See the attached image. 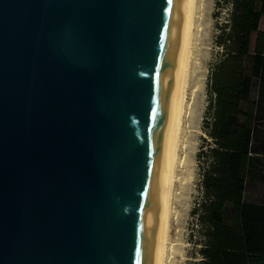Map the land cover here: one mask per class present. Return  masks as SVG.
<instances>
[{
    "label": "water",
    "instance_id": "1",
    "mask_svg": "<svg viewBox=\"0 0 264 264\" xmlns=\"http://www.w3.org/2000/svg\"><path fill=\"white\" fill-rule=\"evenodd\" d=\"M190 0H0V264H159Z\"/></svg>",
    "mask_w": 264,
    "mask_h": 264
},
{
    "label": "trees",
    "instance_id": "2",
    "mask_svg": "<svg viewBox=\"0 0 264 264\" xmlns=\"http://www.w3.org/2000/svg\"><path fill=\"white\" fill-rule=\"evenodd\" d=\"M226 1L230 20L218 38L224 53L211 72L204 127L212 144L199 155L210 160L193 211L206 238L200 264H264V0ZM253 181L260 202L247 200Z\"/></svg>",
    "mask_w": 264,
    "mask_h": 264
},
{
    "label": "rangeland",
    "instance_id": "3",
    "mask_svg": "<svg viewBox=\"0 0 264 264\" xmlns=\"http://www.w3.org/2000/svg\"><path fill=\"white\" fill-rule=\"evenodd\" d=\"M200 2L202 7L197 17L199 18L197 40L193 56L199 97L197 108L194 111L195 120L191 122L189 130L191 133L187 136L189 144L184 148L185 157H183L187 164L183 165L184 175L181 174L180 178L182 180L185 178V181L179 183L175 192L177 197L175 196L173 204L175 213L171 229L173 244L171 247H173L168 259L170 264H200L202 261L200 250L206 240L204 227L197 216L193 215L195 208H198L203 201V174L210 160L209 157L201 159L199 155L202 150L208 151L212 144L204 129L206 121L210 120L209 80L213 68L224 53L223 47L218 45V38L222 34V28L230 20L232 7L226 0H201ZM262 29L264 30V22ZM253 182L255 183L251 182L252 186L247 193V200L260 202L261 184L258 181Z\"/></svg>",
    "mask_w": 264,
    "mask_h": 264
},
{
    "label": "bare ground",
    "instance_id": "4",
    "mask_svg": "<svg viewBox=\"0 0 264 264\" xmlns=\"http://www.w3.org/2000/svg\"><path fill=\"white\" fill-rule=\"evenodd\" d=\"M200 1L190 0V20L173 111V150L170 160V183L165 207V227L159 264H170L168 259L173 247H171V229L173 214L175 213L173 204L174 199L177 197L175 192L179 183L185 181V178L184 180L180 178L181 174H183V165L187 164L184 159V148L189 144V138L187 136L191 133L189 131L191 128L190 125L193 119L195 120L194 111L198 104L199 88L195 76L196 67L193 66V56L194 46L197 40V22L199 20L197 17L202 7L200 6Z\"/></svg>",
    "mask_w": 264,
    "mask_h": 264
}]
</instances>
